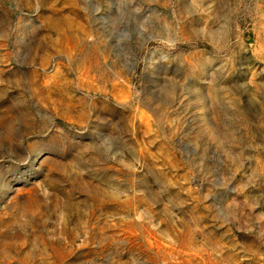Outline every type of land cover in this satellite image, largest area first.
I'll return each mask as SVG.
<instances>
[{"label":"rangeland","instance_id":"obj_1","mask_svg":"<svg viewBox=\"0 0 264 264\" xmlns=\"http://www.w3.org/2000/svg\"><path fill=\"white\" fill-rule=\"evenodd\" d=\"M0 264H264V0H0Z\"/></svg>","mask_w":264,"mask_h":264}]
</instances>
